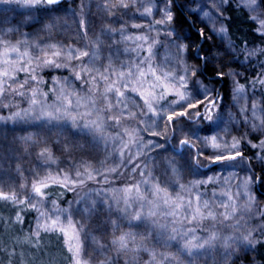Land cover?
<instances>
[{
    "label": "snow or ice",
    "instance_id": "obj_1",
    "mask_svg": "<svg viewBox=\"0 0 264 264\" xmlns=\"http://www.w3.org/2000/svg\"><path fill=\"white\" fill-rule=\"evenodd\" d=\"M97 7L100 34L89 40L80 0L89 18L72 13L69 43L62 0H0V211L20 232L22 213L35 215L29 235L0 246V264H264V47L233 40L247 24L264 45V0ZM197 23L192 39L184 26ZM228 81L234 102L251 101L239 120L217 88ZM50 146L64 169L50 170ZM125 173L141 180L100 187Z\"/></svg>",
    "mask_w": 264,
    "mask_h": 264
},
{
    "label": "trees",
    "instance_id": "obj_2",
    "mask_svg": "<svg viewBox=\"0 0 264 264\" xmlns=\"http://www.w3.org/2000/svg\"><path fill=\"white\" fill-rule=\"evenodd\" d=\"M181 2H182V0H181ZM75 3H76V6H75ZM68 6L70 8H72V10L76 14H78V12L80 11L79 2H76V1L72 2L71 0H66L62 4L63 8L64 7H68ZM100 21H101V19H100ZM104 23H108V21L106 20L105 22H103V25H104ZM101 27H97V24L95 25L94 32H92V36L89 35V37H88L89 40L94 39L96 35L100 34ZM199 27H202V25H200L199 23L196 24V27H191V24H186L184 26V31L189 33L191 35L192 39H195L196 28H199ZM237 27H240V24H237ZM131 31H137V30H131ZM73 35H74V32H72L69 35L70 43H74ZM245 38L249 42L248 43V47L249 48H251L253 46L264 47V45H262L260 43V40L257 38L255 33L249 34V26L247 24L243 25L242 31L236 32L235 36L233 37V40L236 43L239 44L240 40H243ZM216 42H217L216 38L213 37V40L210 41L209 43L210 44H214ZM76 46H79V45H76ZM241 55L243 56V53H241ZM188 62L189 63H195L194 60H189ZM233 69L235 71L244 72V76L247 77L249 80H252V79L255 78L253 76V70L251 68H249L248 71H246V72L244 71L243 68H239L237 66H233ZM227 70L228 69H224L225 72ZM256 72H257V74L260 72L259 67L256 68ZM237 79H241V78L237 77ZM225 80H228L227 76H225ZM244 82L245 81L243 79H241V83H244ZM256 87H257L258 90L260 89V85L259 84H257ZM217 88L220 90L221 95L226 96V103L229 105V110L237 118V120H239V118H240L239 107L244 106L246 103L250 104L251 101L250 100L246 101V100L240 99V100H237V101L234 102L232 97H231V95H230L231 88H232L231 81H228V83L226 85L225 84H218ZM257 99H259V97H257ZM234 104H235V106H233ZM0 114H2V113H0ZM245 131H246V129H245ZM233 135H238V133L234 132ZM253 142H255V141H253ZM40 150H41V148H40ZM35 151H36V149H35ZM51 151H52V154H53V160L55 161V164H53V166H52V168L50 170L51 171H55V168L57 166H59L60 168L64 169L66 167V165L64 164L65 157L63 155H61L60 151L55 146L51 147ZM245 154L246 155H250V153H248V152H246ZM109 166H111V165H109ZM209 174H211V173H209ZM109 180L112 181L111 185L101 184L100 187L109 188L110 189L109 194H113L111 189H113V188H116V189L123 188V187H127V186H129L130 184H133V183H139V181L141 180V177L139 175L131 176L128 173H125L123 176H121L119 178H116V179H113L112 176H109ZM30 182L31 181H29L28 185L30 184ZM184 182L186 183V181H184ZM19 183H21V182L19 181ZM96 186L97 185H95L93 182H89V184H88V188H92V187H96ZM13 190H15V186H14ZM27 190L30 191V189H27ZM85 190H87V188ZM142 190H143V188H142ZM0 191H8V188L6 186H4V185H0ZM261 191H264V189H261ZM55 192L57 194H59L60 192H63L62 197H60L61 200H67V201L71 202V201H73V200H75L77 198L75 193L69 192V191H66V190H63V189H55ZM80 194L83 195V192H81ZM115 194L119 195V193H115ZM61 206L62 207H67L66 204H62ZM73 206H75V205H73ZM261 206L264 207V200L261 201ZM22 215L24 216V220L26 222L25 225L23 226V232L26 235H29L28 225L34 226V224H35V215L32 212L22 213ZM20 233H22V232H20ZM108 237H110V235ZM47 238L50 241V246L49 247H56V245L58 243H62V241H58L55 238H52V237H47ZM55 255L59 256L60 254L59 253H55ZM244 262H245V264H247L246 260H244ZM236 264H241V262L237 261Z\"/></svg>",
    "mask_w": 264,
    "mask_h": 264
},
{
    "label": "rangeland",
    "instance_id": "obj_3",
    "mask_svg": "<svg viewBox=\"0 0 264 264\" xmlns=\"http://www.w3.org/2000/svg\"><path fill=\"white\" fill-rule=\"evenodd\" d=\"M71 1L72 2L76 1V2H79V4H80V0H71ZM106 2H117V0H84L85 4H88L91 6V20L93 21V23H92L93 29L95 28L96 24H97V27H101L103 25V22L106 21L105 14L103 13V11L100 8L97 7V5H100V4H103ZM75 6H76V3H75ZM63 9L66 10L64 12V20L71 26V30H66L65 31V37H62V38H67V41L70 43L69 35L75 29V24H74V21L72 18V13L74 11L69 6L64 7ZM77 15L78 16H84L85 19H88L89 18L88 17V9L85 8L84 12H81V10H80ZM156 18L158 19L159 17L157 16ZM100 19H101V21H100ZM131 22L143 23L144 21L135 20V21H130V23ZM105 24H107V23H104V25ZM89 35L92 36V32H89ZM20 127H24V125H21ZM28 134H29L28 132H19V131L16 133L17 136H25ZM50 147H52V146H50ZM35 149H36V152L40 151V147H36ZM29 150H31V149H29ZM19 166L22 169H25L23 176L20 177L19 181L22 184L28 185L29 181H31V178L28 175L27 169L36 168V164H35V162L32 161V157L29 156V157H27V159L22 160ZM182 182H184V181H182ZM28 189H30V187ZM241 203H243V201H241ZM121 207H123V205H121ZM11 215H12V213H10V212L0 211V218H2V219H0V246H6L8 248H11L13 246L14 241L17 237H19L20 239H23L25 236H27L24 232L20 233L19 231H17V227L9 221V217ZM125 230H127V229H125ZM116 235L118 236L119 233H116ZM107 238L110 240L113 237L110 235V237H107ZM44 243H46L48 246H50V241L48 240V238H45ZM17 250H20V249L18 248ZM157 251H159V252L167 251V252L175 253L176 249L175 248H170V249L158 248ZM45 258H47V255ZM139 259L141 261H147L148 257L146 254H143ZM239 261L241 262V264H245L243 257Z\"/></svg>",
    "mask_w": 264,
    "mask_h": 264
},
{
    "label": "water",
    "instance_id": "obj_4",
    "mask_svg": "<svg viewBox=\"0 0 264 264\" xmlns=\"http://www.w3.org/2000/svg\"><path fill=\"white\" fill-rule=\"evenodd\" d=\"M65 0H62V3H64Z\"/></svg>",
    "mask_w": 264,
    "mask_h": 264
}]
</instances>
